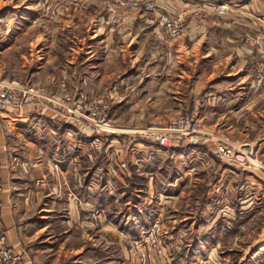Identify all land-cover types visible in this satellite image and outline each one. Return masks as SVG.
I'll use <instances>...</instances> for the list:
<instances>
[{
    "label": "rangeland",
    "instance_id": "rangeland-1",
    "mask_svg": "<svg viewBox=\"0 0 264 264\" xmlns=\"http://www.w3.org/2000/svg\"><path fill=\"white\" fill-rule=\"evenodd\" d=\"M0 88L52 117L0 120V159L54 172L22 193L45 220L0 204V264H264V0H0Z\"/></svg>",
    "mask_w": 264,
    "mask_h": 264
},
{
    "label": "crops",
    "instance_id": "crops-1",
    "mask_svg": "<svg viewBox=\"0 0 264 264\" xmlns=\"http://www.w3.org/2000/svg\"><path fill=\"white\" fill-rule=\"evenodd\" d=\"M157 2H158V0H157ZM162 4H163V2H162ZM144 14H146V13H144ZM158 17H163V12H159L158 16L155 15L154 16L155 19H153L152 21H148V19H143L142 22H139V23H137V22L134 23L133 21L132 22L128 21L124 26H130V28L132 27L131 29H133V28L136 29V27L145 29V28H149V25L151 24V26H154L153 30L155 32H157L161 29V24H162V21H158V23L156 24V22H157L156 20ZM96 22L97 23H96L95 27H98L101 24H103V22H98V21H96ZM96 29H98V28H96ZM124 30H126V29H124ZM129 31L131 32L130 29H129ZM96 32L98 33L99 31H96ZM150 33H151V31L149 32V34ZM109 34H110V32L108 31L103 36H101L99 39L101 41L103 40L105 42V40H107L109 38ZM136 45H137V42H136ZM121 85H123V84H121ZM3 113H5L6 115L3 116ZM45 113H46V111L43 108H41V105L39 103L27 105L24 107H15V108L5 107L4 110L2 112H0V115H1L0 120L2 121L1 123L3 124L4 128H6L7 125L5 122L6 120L4 118H6L8 121L10 119L15 120V121L16 120L20 121L21 119H26L24 124L20 127L21 129H26L31 124V121L42 122V121H45L46 119L48 121H49V119H52V117L50 116V113H46V114ZM7 130L10 131L9 129H7ZM3 143L6 144V141L5 142L3 141ZM55 147H56L55 151L57 152V154L59 153L60 157H66L67 152H65L63 147L61 149L57 146H55ZM45 150L47 151V153H51V154L54 153L51 150H48V149H45ZM59 150H60V152H59ZM26 152H27L26 158H21L23 155L22 152L17 154V155L14 154L13 157H16V158H14V161L16 160L17 162H19V164H16V165L13 163L11 158L9 160L10 162H7L9 157L12 156L10 154V152L4 154L3 157L0 159V172L2 173V175L0 173V176L2 179L1 180L2 184L0 186H1V189L3 191V193L0 196V204H1L2 209H3L2 210L3 211L2 217L6 221L9 220L12 222L13 220H19L21 213H24L25 215H27L32 208H35V205H40L39 209H41V212H39V218H41L43 216L42 218L44 219V218H47V216H50L49 215L50 212H48V210L46 208H44V206L47 204H43V203L39 204L40 200H39L38 196L37 197L32 196V195L22 196V193L24 192L23 189H26L31 183V181H28V180H31L32 178L34 179V178L40 177L42 168L46 167L48 169V171L54 175V172L52 170V164L48 162V163H44L45 164L44 165L41 162V161H43L42 158H41L42 160L40 159L41 161H38V159H39L38 156L40 157L39 153L41 152V150H39L37 147H35L33 149L28 148L26 150ZM34 156H35V158H37V160L32 159ZM18 159H21V160H18ZM63 161H64L63 159L55 160V162L58 163L59 166L63 165ZM60 172H62V171L60 170ZM12 173L14 174V178H11L13 176L9 177ZM24 173H28V177L25 178ZM13 179H15V180H13ZM31 186H32V184H31ZM52 187L56 189V186H52ZM10 188L13 189L12 192H11ZM35 200H36V202H35ZM19 205L21 206V208ZM16 229H17V231H16ZM18 230H19V225L17 226L14 223H11V226L6 230V232L3 235L4 240L8 243L9 247L14 251V253H20L21 250L23 249V247L26 246V242L23 240V238L21 237V234L18 232ZM263 248H264V246H263Z\"/></svg>",
    "mask_w": 264,
    "mask_h": 264
},
{
    "label": "built area",
    "instance_id": "built-area-1",
    "mask_svg": "<svg viewBox=\"0 0 264 264\" xmlns=\"http://www.w3.org/2000/svg\"><path fill=\"white\" fill-rule=\"evenodd\" d=\"M155 6L151 2H147L145 4V10L148 12H152L154 10ZM226 9V6H222L221 9ZM121 19V16L117 15L116 22H119ZM164 30L165 33L168 34L169 37L175 38L180 35L182 31V20L179 18H174L170 20H166L164 23ZM22 92V91H21ZM17 90L15 88H0V110L4 109L5 107H12L13 105L15 107H19V105H15L17 103ZM23 95H28L27 98H29V94L22 92ZM13 102H15L13 104ZM13 104V105H12ZM226 154H230L229 150L225 151ZM236 158L239 159V153H235ZM153 236H151L152 238ZM0 255H2L3 260L7 261L8 257L6 256V252L0 250Z\"/></svg>",
    "mask_w": 264,
    "mask_h": 264
}]
</instances>
